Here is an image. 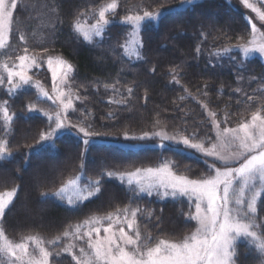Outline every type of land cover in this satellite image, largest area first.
Wrapping results in <instances>:
<instances>
[{
    "label": "trees",
    "instance_id": "16d2710c",
    "mask_svg": "<svg viewBox=\"0 0 264 264\" xmlns=\"http://www.w3.org/2000/svg\"><path fill=\"white\" fill-rule=\"evenodd\" d=\"M23 2L27 7L21 6L14 13L8 47L11 55L23 54L25 44L19 37L24 34L30 50L42 52L47 48L45 56L59 55L73 64L71 87L74 95L82 98L74 101L75 120L91 123V130L98 133L84 154L82 184L87 183V177L94 179L103 171L157 167L166 159L175 162L174 170L178 173L196 178L206 173L211 160L170 145L155 146L150 135L161 128L172 134L179 132L191 137L195 132L197 138L206 135L213 138L210 117L202 103L217 113V119L227 112L228 123L221 127H232L247 118L258 104V101L238 104V100L246 102L247 95L264 97V62L260 58H245L239 49L221 56L211 54L229 43H237L239 37L250 39L246 16L230 0H194L192 5L183 6L182 0H119L117 15L103 39L96 38L100 40L98 44L84 41L74 32L73 22L79 13H84L82 21L93 19L91 13L108 0ZM53 7L58 11L52 12ZM141 7L163 12L157 20L142 25L139 39L143 47L139 51L143 60L124 54L120 45L129 38L131 26L119 22L121 17ZM197 46L201 48L199 53ZM173 68H177L179 84L172 80ZM41 70L33 69L38 77L44 75V68ZM105 84H115L119 91L105 89ZM129 87L133 89L130 97ZM237 88L242 91L236 92ZM182 96L185 99L181 100ZM120 99H127L128 103H110ZM4 100L8 101L10 113H15L13 131L8 136L13 156L0 162V192L17 188V196L1 222L10 239L18 240L29 234L50 239L69 225L125 206H138L154 213L153 217L138 214L137 218L142 233L149 232L154 238L178 239L193 230L194 222L186 221L182 215L189 212L185 201L134 195L117 178L105 176L101 192L76 205H67L50 195L67 178L79 173L85 146L74 130L58 132L53 137L54 148L37 143L41 131L48 129V119L27 110L29 103L42 102V98L37 102L34 88L25 86L11 97L0 87V103ZM145 132L149 133L147 139L125 138V133L138 137ZM24 203L30 213L21 211ZM260 215L264 216V211ZM237 248V264H256L258 254L246 242L238 243ZM54 259L61 264H75L65 255Z\"/></svg>",
    "mask_w": 264,
    "mask_h": 264
},
{
    "label": "snow or ice",
    "instance_id": "6c2138e0",
    "mask_svg": "<svg viewBox=\"0 0 264 264\" xmlns=\"http://www.w3.org/2000/svg\"><path fill=\"white\" fill-rule=\"evenodd\" d=\"M240 3L255 13V18L264 26V0H257L259 7L252 0H240ZM184 4L192 5L193 0H182L181 6ZM21 6L27 7L23 0H0V50L9 47L14 13ZM119 6V0H108L91 13L95 19L92 24L82 21L80 17L84 13H79L73 22L74 32L84 41L98 44L103 39L106 28L113 23L112 18L117 15ZM51 11L57 12L58 9L53 7ZM162 15L163 12L159 9L149 11L141 7V10L129 12L120 18L121 24L131 26L129 38L120 45L125 55H134L143 60L139 51L143 47L139 39L142 25L145 21L157 20ZM250 37L248 40L239 37L237 43H229L211 54L221 56L231 53L233 49H239L245 58L253 53L264 57V31L255 23H251ZM19 38L25 44L23 54L18 55V63L11 66L6 61H0V87H5L7 94L14 97L28 86L36 90L37 102L43 98L55 105V111L39 109L36 103H29L27 106L28 112L39 111L48 118V129L41 131L38 144L46 143L54 148L53 137L59 131L67 129L74 130L85 146L81 152L79 173L67 178L59 189L50 195L61 200L67 199L68 204L76 205L96 197L102 190V180L105 176L117 178L121 182L126 181L129 191L134 195L146 193L152 196L155 193L161 199L187 198L189 212L182 215L186 221H195V228L178 239L154 238L149 232L142 233L137 219L138 214L153 217L154 213L151 210L145 212L138 206L117 208L115 212L106 215H92L83 222L69 225L61 234L50 239L38 234H29L22 236L17 242L9 238L0 223V264H61L54 258L62 256L63 253L71 256L75 264H237V246L241 241L246 242L249 249H254L258 254L256 264H264V216L260 215V212L264 211V97L257 98L245 93L247 101H237L238 104L258 101V104L255 110L250 112V119L242 118L235 127H221L222 124L227 125L228 113L225 112L223 118L217 119V113L209 109L207 103H202L201 107L210 117L212 130L215 132L214 142L213 138L207 135L197 138L195 132L191 137L179 132L170 135L159 131L152 134L160 137L161 147L165 146L164 141H169L175 145H183L185 149H194L205 158L212 157L213 161L208 165L206 173H201L196 178L178 173L174 170L175 162L166 159L157 167H137L131 171H103L94 179L87 177V183L82 184L85 172L84 154L92 138L98 133L91 130V123H73L69 118L70 112L77 111L71 87L74 65L59 55L45 56L49 52L47 48L42 52L30 50L26 36L21 34ZM200 51L201 48L197 46L196 52ZM42 63H46L51 72V92L39 79L30 75V72L34 68L39 69ZM151 71L155 72V68ZM170 71L173 74L172 80L179 84L177 68ZM104 87L119 91L115 84H105ZM235 91L241 92L242 89L237 88ZM185 92H188L187 88ZM127 93L130 97L133 89L127 88ZM204 95L207 96V92ZM75 99L82 101L78 94H75ZM110 103L127 104L128 100H111ZM247 110L246 107L245 111ZM14 115L15 113H10L7 100L0 103V131L3 132V137L0 138V162L13 156L8 136L13 131ZM109 116H112V113H109ZM125 138L143 140L149 138V133L145 132L138 137H129L125 133ZM205 163H208L207 159ZM69 191H72L75 197L67 195ZM16 196L15 187L0 192V222ZM156 219L160 220V217ZM156 226L159 227V224ZM63 239L68 242L56 250L58 242ZM77 241L86 243V247H79V254L74 251L78 246Z\"/></svg>",
    "mask_w": 264,
    "mask_h": 264
},
{
    "label": "rangeland",
    "instance_id": "374dc122",
    "mask_svg": "<svg viewBox=\"0 0 264 264\" xmlns=\"http://www.w3.org/2000/svg\"><path fill=\"white\" fill-rule=\"evenodd\" d=\"M194 1V0H193ZM235 6H237L239 9H241L242 11H243V13H244V15L246 16V18H247V20H248V23H249V26H250V30H251V23H255L256 25H257V27L261 30V31H264V26H262V22H260L258 19H256L255 18V13H252L251 12V10L250 9H247V8H245L241 3H240V0H230ZM252 2H254V3H257V0H252ZM257 6L259 7L260 6V4L259 3H257ZM249 21H251V23L249 22ZM88 24H92V23H94L95 22V19L93 18V19H91V20H89V21H86ZM251 38V37H250ZM10 50V48H8V49H4V50H0V61H6V62H8L9 63V65L11 66L13 63H18V61L16 60V56H12L11 55V51H9ZM243 54V53H242ZM258 57V58H260L263 62H264V57H261L260 56V54L259 53H253L252 54V56H250V57ZM41 67L42 68H44V75L43 76H37V75H35V72L32 70L31 72H30V75H32L33 76V78L34 79H39L40 81H41V83L42 84H44L45 85V87H46V84H47V81H49V87L47 88V90L49 91V92H51V88H52V76H51V72L48 70V68H47V64L46 63H42L41 64ZM41 67L39 68V70H41ZM42 71V70H41ZM3 89H5L6 90V88L5 87H3ZM74 101H75V95L73 96V103H74ZM37 108H39V109H44V110H48V111H55V105H53L52 104V102L51 101H47V100H44L43 98H42V102H40L39 104H37ZM34 112H37V113H39V114H41V115H43V113L42 112H39V111H34ZM74 113L75 112H70L69 113V118H70V120L73 122V123H78V122H80V121H78V120H75V115H74ZM43 116H45V115H43ZM46 118H47V116H45ZM48 119V118H47ZM245 119H250V115L249 116H247V118H245ZM238 124V123H237ZM236 124V125H237ZM236 125H234V126H232V127H235ZM64 131H68L67 129H65V130H62V131H59V132H64ZM159 131H164V132H167L166 130H164V129H161V128H158L157 130H155L154 131V133L155 132H159ZM168 134H172V133H170V132H167ZM150 138H154L155 140H154V142H153V144L155 145V146H159V147H161L160 145H161V140H160V137H156V136H153V135H150ZM215 141V132H214V134H213V142ZM163 144L165 145V146H172V147H177V148H180V149H182V150H184V151H186V152H189V153H191V154H199V155H201L202 157H204L201 153H199V152H196L194 149H185L184 148V146L183 145H175V144H173V143H171V142H169V141H164L163 142ZM206 146H207V144H206ZM207 159H209V160H211V161H213V158L212 157H207ZM217 166H219V163H217ZM119 180V179H118ZM120 181V180H119ZM121 182V181H120ZM121 183H123V184H125L128 188H129V186L127 185V183H126V181L125 182H121ZM67 195H71V196H73V197H75V194L72 192V191H69V193L67 194ZM139 195H147L146 193H143V194H139ZM148 196V195H147ZM153 197H155V198H157V199H161L160 197H158L155 193L152 195ZM57 199H59V200H61L60 198H58V197H56ZM166 199H174V198H171V197H168V198H164V199H161V200H166ZM178 199H182L183 201H185L186 203H187V198H184V197H182V198H178ZM62 202H64L65 204H67V205H70V204H68V202H67V199H64V200H61ZM188 204V203H187ZM21 211H23L24 210V212H28V213H30V211H28V205H25V203L24 204H22V206H21ZM18 211V210H17ZM192 211H194V208L192 209ZM194 222V228H195V221H193ZM1 223V222H0ZM106 223V222H105ZM194 228H193V230H194ZM125 230L127 231V227H126V225H125ZM101 235H103V232H101ZM45 239H47V238H45ZM20 239H18V240H16L17 242L19 241ZM68 242V240L67 239H63V240H61L60 242H58V245H57V248H56V250H59L60 248H62L63 247V245L65 244V243H67ZM241 242H243V241H241ZM77 243V248H75L74 249V251L77 253V254H79V247L80 246H84V247H86V243H85V241H77L76 242ZM31 247V246H30ZM50 247V250H51V246H49ZM63 255H65V256H68V257H70L71 258V256H69L67 253H63L62 254V256ZM59 258V257H58ZM74 262V261H73ZM75 263V262H74Z\"/></svg>",
    "mask_w": 264,
    "mask_h": 264
}]
</instances>
